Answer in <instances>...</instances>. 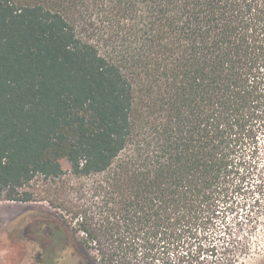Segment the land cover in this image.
Segmentation results:
<instances>
[{
    "label": "trees",
    "instance_id": "1",
    "mask_svg": "<svg viewBox=\"0 0 264 264\" xmlns=\"http://www.w3.org/2000/svg\"><path fill=\"white\" fill-rule=\"evenodd\" d=\"M262 124L264 0H0V201L63 213L43 264H245Z\"/></svg>",
    "mask_w": 264,
    "mask_h": 264
},
{
    "label": "rangeland",
    "instance_id": "2",
    "mask_svg": "<svg viewBox=\"0 0 264 264\" xmlns=\"http://www.w3.org/2000/svg\"><path fill=\"white\" fill-rule=\"evenodd\" d=\"M256 139L258 141L257 153L249 152L251 156L246 158L247 166H253L251 169L253 174L246 179L245 185L252 189H255L253 187L260 182V178L264 177V124L260 126ZM62 167L65 170L71 168L69 159L62 161ZM34 182L38 189L48 188L44 186L42 177L37 178ZM51 185L55 186V180L51 181ZM39 196L37 200L29 202L0 201V264H38V252L41 250L43 242L41 231L48 226L47 224L52 223L51 218L58 217L60 213L63 215L47 199L43 198V192ZM256 196H258L256 192L249 191L244 194L241 191V193H236L235 198L242 200L244 197H248L250 201V198ZM237 210L226 215V220L231 222L235 216H241L248 212L244 208ZM221 219V217L218 219L217 225L221 224ZM256 226L257 228L252 232L251 242L254 244L264 243V217ZM248 227L246 224L243 225L245 231L249 229ZM71 245L69 244L63 251H58V257L63 256L59 261L60 264H91L82 251L78 254L75 253V250L71 249ZM245 264H264V248L259 253L247 258Z\"/></svg>",
    "mask_w": 264,
    "mask_h": 264
},
{
    "label": "flooded vegetation",
    "instance_id": "3",
    "mask_svg": "<svg viewBox=\"0 0 264 264\" xmlns=\"http://www.w3.org/2000/svg\"><path fill=\"white\" fill-rule=\"evenodd\" d=\"M50 221H51V219H50ZM47 225H48V226H46V228H43V230H47V229L49 228V224H47ZM43 230H42V231H43ZM41 249H42V248H41ZM41 251H42V250H40V251L38 252V258H37L38 264H43V263L41 262V255H40ZM62 257H63V256H61V257H57V258H59L57 264H60L59 261H60V259H61Z\"/></svg>",
    "mask_w": 264,
    "mask_h": 264
}]
</instances>
